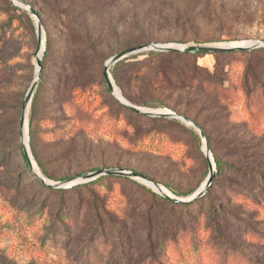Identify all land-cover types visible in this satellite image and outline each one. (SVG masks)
Returning a JSON list of instances; mask_svg holds the SVG:
<instances>
[{
	"label": "rangeland",
	"instance_id": "1",
	"mask_svg": "<svg viewBox=\"0 0 264 264\" xmlns=\"http://www.w3.org/2000/svg\"><path fill=\"white\" fill-rule=\"evenodd\" d=\"M23 1L39 13L45 49L47 39L52 45L43 80L40 74L36 86L37 158L29 124L24 138L26 145L29 138L36 170L53 183V190L39 184L22 156L23 104L36 77V18L12 0H0V264H113L116 243L111 234L99 236L87 251L83 242L89 226L66 243L67 249L62 235L44 232L45 219L56 212L91 220L93 192L100 207L116 214L119 227L128 226V243L137 253L127 264H264V49L223 58V100L197 88H171L157 59L138 62L158 51L150 47L126 57L130 62L117 68L124 91L150 103L137 106L174 111L206 133L213 158L215 154L225 165L218 172L214 160L213 184L208 182L210 163L202 139L197 144L181 126L159 119H175L198 133L192 124L129 113L116 104L121 102L104 76L106 62L128 47L264 39V0H109L91 6L88 31L80 21L62 25L58 9L74 11L89 5L76 0H59L56 5L53 0ZM88 36L95 44L87 50L91 58L80 75L84 76L77 83L66 79L62 85L67 71L79 73L77 63L73 66L68 59L69 50ZM121 61L111 65L112 77ZM214 62L212 55L199 59L209 68ZM138 73H143L142 82L136 79ZM230 166L243 174L237 176ZM108 167L137 171L182 201L163 200L170 197L145 179L83 178ZM259 175L263 180L253 182ZM91 181L89 188L82 186ZM75 186L74 191L58 190ZM212 200L223 211L217 235L208 220ZM38 207L42 213L35 216ZM146 233L155 243H166V258L156 263L140 258L147 247Z\"/></svg>",
	"mask_w": 264,
	"mask_h": 264
},
{
	"label": "trees",
	"instance_id": "2",
	"mask_svg": "<svg viewBox=\"0 0 264 264\" xmlns=\"http://www.w3.org/2000/svg\"><path fill=\"white\" fill-rule=\"evenodd\" d=\"M56 1L59 0H53L55 5L57 4ZM109 0H76L77 4L84 3V5H89L88 8L84 9H77L74 11H67V9H62L59 7V11L61 12L62 16L61 24L63 25L65 21H67L69 24H75L79 21L84 23L85 29L88 31V27H90V18L93 17L92 13L91 15L89 12H92L91 6L99 5L102 6L106 3H108ZM16 10L21 12L22 14L26 15V12L18 9L17 7H14ZM92 32V31H91ZM95 35V34H94ZM94 42L90 41L89 36L86 38L85 41H83L80 46H76L75 48H71L69 50V56L68 59L70 63L74 66L76 63L79 68V73L76 71L74 74H69L70 72H66L62 78V85L65 84L66 79H71L70 83H77L78 80L81 79L83 76H80L83 73L84 65L87 64L90 61V54L87 52V50H93L94 48H90L89 46L94 45ZM201 44V43H196ZM52 49L51 40L47 39L46 42V49L43 54V61H42V71H41V78L40 82L43 80V76L45 73V67L46 62L50 57V52ZM264 49V47L258 48V49H247V50H234V51H219L214 53H184L180 51H150L148 52V56L145 57V59L138 60L139 63L144 62L147 60L146 58L152 57L154 59L158 60V67L159 71L163 73V75L168 79L167 84L171 86V88H197L198 90L208 93L211 96L223 100L221 97V91L224 86V80H225V63L222 62L223 58L232 56L233 54H251L253 52H256L258 50ZM206 55H212L215 58V62L213 65V68H209L208 66L202 65L199 63V59ZM136 57V56H134ZM129 59L125 58L123 61L120 62V64L112 71L113 77L115 79V82L120 87V91L125 96L127 100L134 105H149L148 103H142L132 95L128 94L123 89V83L117 73V68L120 65L128 64L130 61ZM144 60V61H143ZM61 66V65H60ZM64 68V66H63ZM78 74V75H77ZM143 73H138L136 76V79H140L139 81H143L145 78L142 76ZM73 76V78H71ZM142 79V80H141ZM69 83V84H70ZM176 84H179L177 86ZM40 83L37 85V88H39ZM37 91L36 89L32 103H31V109L29 114V135H30V143L32 144V151L37 158V154L35 150L33 149V142L35 140V111H36V102H37ZM116 104L128 111L129 113H135L134 110L129 108L128 106L124 105L123 103L116 102ZM159 120L162 121H169L173 124H177L183 128L186 132H188L194 141L197 142V144H200L201 137L200 135L190 127L184 125L180 121H177L175 119L171 118H160ZM205 133V132H204ZM206 134V133H205ZM22 156L25 159V163L29 166L28 161L26 159V156L24 152H22ZM214 160L216 161L218 172L221 171L224 168V164L219 160L217 156L214 154ZM233 172H237V176L241 173L237 168H234L230 166ZM137 172V171H136ZM250 173H253L252 171H249ZM247 173V172H246ZM244 173V174H246ZM123 178L127 179L128 176H122V175H108L106 178ZM104 178V177H101ZM257 180H263V177L259 175V177H256L253 179V182H256ZM39 184L47 189V190H53V187L51 185L44 184L41 180H38ZM88 184H94V181H91L90 183H85L82 186L89 188ZM213 184V180H212ZM211 184V185H212ZM78 186L71 187L70 189H58L60 192H66V191H74L77 189ZM96 193L93 192L92 197L93 200L90 201L91 205V220L88 218L79 220L78 218H74L70 215L62 214V213H55V215L52 217L48 215L47 219H45L44 222V229L45 234H50L56 236L57 234L62 235L63 238H65V241L63 244H65V248L69 246L66 245V243L69 240H73V236L77 234V232L85 229V226L88 227V234L86 236V241L83 242L85 248L87 251H90V248L96 245V242L99 240V236H104L106 233L111 234L114 242L116 243V252H115V262L113 264L117 263V260L119 261H127L124 264H127L128 261L133 259L136 256L137 251L133 249V246H130L128 243V226H121L119 227V220L116 214L109 213L106 209L100 207V200L96 197ZM238 197L242 196V198H249L252 201H254L256 198L252 194H242L238 193ZM209 197V196H207ZM163 200L169 201L171 204H180L181 202L172 200L170 198L163 197ZM211 206L209 207V216L208 220L210 221V227L213 230V233L221 234V220L222 217H219L218 215L221 214L223 211L221 210L220 206H218L213 200L210 202ZM219 204V203H218ZM218 207V208H217ZM35 216L40 215L42 213L41 209L38 207L35 210ZM221 216V215H220ZM228 216V214L226 215ZM225 224V223H224ZM87 232V231H86ZM144 239L147 242V247L144 249V252L140 255V258L142 260H151L150 262L156 263L159 259H164L167 257V246L164 241H160L155 243L154 242V236L149 235V233L144 235ZM43 240L47 241V237H43ZM52 241L54 240L51 239ZM131 242V241H130Z\"/></svg>",
	"mask_w": 264,
	"mask_h": 264
},
{
	"label": "water",
	"instance_id": "3",
	"mask_svg": "<svg viewBox=\"0 0 264 264\" xmlns=\"http://www.w3.org/2000/svg\"><path fill=\"white\" fill-rule=\"evenodd\" d=\"M14 2V4L22 9H25L26 11H28L29 13H31L32 15H34V17L36 18V22H37V37H38V51L36 54V77L33 80V82L31 83L27 94L25 96V101L23 104V111H22V116H21V128H22V133H23V149H24V153L26 155V159L30 165V167L34 170V172L36 173L37 177L43 181L45 184L47 185H53V183H51L49 180H47L42 174L38 173V171L35 170L34 165H33V161L32 159H34V156L32 154L30 145H29V138L27 136V145L25 142V138H24V128L26 125L27 128V135H28V110H29V106L30 103L32 101V97L34 95L36 86L38 84V80L40 78V74L42 71V56L44 54V50H45V39H44V35H43V25H42V21L39 17V13L38 11L33 8L30 4L24 2L23 0H12ZM264 46V39H258V40H254L251 41L250 44L247 45H232L230 42L225 43L224 45L221 44H195V43H186V44H179V43H152V44H147V45H141V46H134V47H128L118 53H116L115 55H113L105 64V71H104V76L106 79V83L107 86L109 88V90L112 92V94L124 105L128 106L129 108H131L132 110L136 111V112H140V113H144L150 116H159V117H172V118H177L181 121H184L186 123L192 124L191 126H193L199 133V135L201 136L202 139V145H203V150L208 158V161L210 163V174L208 176V182L212 181V178L215 174L214 172V158L212 156L207 138L205 136L204 131L200 128V126L198 124H196L194 121H192L191 119L180 115L174 111H169V112H162V111H156V109H145L144 107H140L137 105H134L132 103H130L121 93V95L125 98V100L120 99L116 93H115V87L114 85L117 86L115 80L113 79L111 73H110V67L112 64H115L123 59H125L126 57L130 56L131 54L138 52L142 49L148 48L150 47V49H155L158 51H180V52H184V53H214V52H219V51H234V50H247V49H252V48H258ZM39 53H41L42 56L39 55ZM118 87V86H117ZM120 90V89H119ZM121 92V91H120ZM35 161V160H34ZM36 163V162H35ZM37 165V163H36ZM101 175H122V176H128V177H134V178H138V179H145L147 181L153 182L156 187L158 188H162V185L156 181L151 180L150 178H148L147 176L133 171V170H127L124 168H113V167H108V168H103L100 170H96L90 173H87L86 175H84V179L85 180H91L93 178H96L98 176ZM161 194L170 197L173 200L176 201H182L180 198H178L177 196H172L169 195L165 192L159 191Z\"/></svg>",
	"mask_w": 264,
	"mask_h": 264
},
{
	"label": "bare ground",
	"instance_id": "4",
	"mask_svg": "<svg viewBox=\"0 0 264 264\" xmlns=\"http://www.w3.org/2000/svg\"><path fill=\"white\" fill-rule=\"evenodd\" d=\"M251 42H243V43H231L232 45H247V44H250ZM40 56H41V53L39 54ZM114 87H115V93H116V95L120 98V99H123V100H125V98L119 93V91H118V89L116 88V86L114 85ZM145 109H148V110H150L149 108H145ZM162 112H166V111H162ZM25 129H26V125H25ZM33 165H34V161H33ZM34 168H35V170H36V167H35V165H34ZM37 171V170H36ZM38 173H40L41 174V172H39L38 171ZM165 187V186H164ZM158 188V187H157ZM159 189V191H162V192H164L165 191V188L163 189V187L160 189V188H158Z\"/></svg>",
	"mask_w": 264,
	"mask_h": 264
}]
</instances>
